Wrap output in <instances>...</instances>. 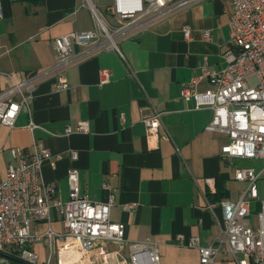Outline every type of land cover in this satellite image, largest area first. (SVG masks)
I'll list each match as a JSON object with an SVG mask.
<instances>
[{
    "label": "crops",
    "instance_id": "obj_1",
    "mask_svg": "<svg viewBox=\"0 0 264 264\" xmlns=\"http://www.w3.org/2000/svg\"><path fill=\"white\" fill-rule=\"evenodd\" d=\"M89 0H0V90L56 64L55 37L94 27ZM106 11L114 0H91ZM231 0H196L174 11H165L155 21L140 27L118 42L115 50H99L68 64L64 71L69 88L55 90L54 76L35 86L12 127L0 123V181L14 160L11 148L32 152L47 148L65 154L52 165L42 164L44 182L53 184L56 196L68 199L67 171L75 168L80 192L90 199L106 201L110 191L114 204L110 218L125 224L128 241L146 238L156 242L160 264H200L197 249L187 239L197 236L207 246L225 238L220 200L237 199L247 182L234 178L239 167L254 168L264 181V161L221 156L226 134L206 126L213 112L194 108L191 99L180 96L182 84L199 73L203 56L216 73L226 66L223 56L230 41ZM114 23V17L105 13ZM191 29V39L183 28ZM211 40H203V32ZM83 48L75 47V53ZM102 69L109 80L101 83ZM210 87L203 79L202 91ZM160 113L159 136L149 134L142 121ZM37 127L30 129L29 121ZM87 120V133L66 134L67 126ZM75 150L77 159L67 152ZM260 161V167L251 165ZM212 178V184L206 182ZM216 185L226 195L215 198ZM260 199V190H259ZM49 225L64 229L62 218L51 210ZM48 224L35 228L44 231ZM183 236L182 239L179 236ZM33 250L44 261L47 248L35 243ZM94 254V264H106ZM0 264H12L3 259ZM213 264H235L219 256Z\"/></svg>",
    "mask_w": 264,
    "mask_h": 264
},
{
    "label": "built area",
    "instance_id": "obj_2",
    "mask_svg": "<svg viewBox=\"0 0 264 264\" xmlns=\"http://www.w3.org/2000/svg\"><path fill=\"white\" fill-rule=\"evenodd\" d=\"M196 0H114L106 11H99L95 3L87 7L93 15L94 27L86 31H73L54 38L56 64L47 70L32 74L0 90V123L12 127L23 107L33 96L36 84L43 78L54 76L55 90L69 88L64 74L68 64L99 50H115L120 55L118 42L137 29L155 21L165 11H174ZM229 19L230 41L223 56L226 66L216 73L207 68L206 56L199 73L182 84L180 96L191 99L194 108L208 107L213 115L207 130L227 135L221 146L224 159L242 158L264 161V0H231ZM105 13L114 17L110 22ZM3 16L0 7V18ZM183 36L191 39V29L183 28ZM209 30L203 32V40H211ZM75 47L83 48L75 53ZM101 83L109 80L111 71L101 70ZM207 79L210 87L199 91L198 85ZM254 78V81L251 79ZM146 130L159 136L160 113L142 119ZM28 127H37L30 118ZM87 120L78 121L74 128L67 126L66 134L87 133ZM1 151V148H0ZM13 162L6 168L0 181V263L14 258L26 264H94L97 253L106 264H160L158 244L149 238L128 241L125 224L110 218L114 193L110 191L106 201L90 199L80 192L75 168L67 171L68 199L56 196L53 184L43 181L42 164L52 165L65 154H53L47 148L27 152L11 148ZM75 160V150L67 152ZM261 173L254 168L235 169L234 178L247 182V187L237 199L224 198L218 203L222 210L225 238H215L207 245L200 244L197 236L187 239L189 247L197 249L200 264H213L219 256L230 258L235 264H264V200L259 199L258 180ZM212 184V178L206 179ZM258 209L253 211L252 204ZM59 212L64 226L57 232L50 227V213ZM253 215V219L250 217ZM47 223L44 231L35 228ZM183 236H179L182 239ZM35 243H43L48 256L41 262L33 250ZM118 247V252L111 247Z\"/></svg>",
    "mask_w": 264,
    "mask_h": 264
},
{
    "label": "rangeland",
    "instance_id": "obj_3",
    "mask_svg": "<svg viewBox=\"0 0 264 264\" xmlns=\"http://www.w3.org/2000/svg\"><path fill=\"white\" fill-rule=\"evenodd\" d=\"M251 81H254V78H252ZM251 165H253L254 167L258 168V167H260L261 162L260 161H255V162H252ZM259 190H260V199L264 200V181L260 180V182H259ZM252 209H253V211H256L258 209V205L256 203H253L252 204ZM253 215L254 214H252L250 219H253ZM111 248L114 251H117V252L119 251L118 247H116V246H113ZM46 256H48V253H46V255L44 256L45 259H46ZM51 264H56V258L55 257H52Z\"/></svg>",
    "mask_w": 264,
    "mask_h": 264
},
{
    "label": "trees",
    "instance_id": "obj_4",
    "mask_svg": "<svg viewBox=\"0 0 264 264\" xmlns=\"http://www.w3.org/2000/svg\"><path fill=\"white\" fill-rule=\"evenodd\" d=\"M226 195V190L223 189L220 185H216V189H215V193H214V197L215 198H221L223 196ZM10 261L12 264H26L24 262H21L17 259H14V258H10Z\"/></svg>",
    "mask_w": 264,
    "mask_h": 264
}]
</instances>
